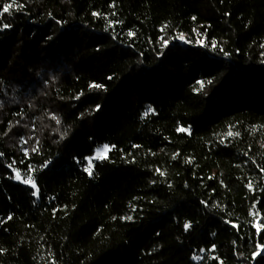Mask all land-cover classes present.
Returning a JSON list of instances; mask_svg holds the SVG:
<instances>
[{
    "label": "trees",
    "instance_id": "1",
    "mask_svg": "<svg viewBox=\"0 0 264 264\" xmlns=\"http://www.w3.org/2000/svg\"><path fill=\"white\" fill-rule=\"evenodd\" d=\"M10 3L0 264H264V0Z\"/></svg>",
    "mask_w": 264,
    "mask_h": 264
},
{
    "label": "snow or ice",
    "instance_id": "2",
    "mask_svg": "<svg viewBox=\"0 0 264 264\" xmlns=\"http://www.w3.org/2000/svg\"><path fill=\"white\" fill-rule=\"evenodd\" d=\"M13 7H19V5H16V0H12V3H10V4H5L3 9H2V13H9L10 14L11 10L13 9ZM93 15L95 16V15H98V14L97 13H93ZM193 19H195V18H193ZM3 27L4 28H9L10 25L5 24V25H3ZM131 35H133V33L130 32L129 36H131ZM179 38L180 39H184V37L182 35ZM200 43L203 45L204 41L201 40ZM164 44L166 45L167 41H164ZM212 47L213 48L217 47V44H216L215 41L212 42ZM225 55H227V53H225ZM109 79H111V77ZM90 87H92V88H100L102 86L93 84V85H90ZM99 108H100V106L97 105L96 106V110H99ZM149 111H152V109L150 108ZM146 115H147V113H146ZM52 118L56 119L57 124L60 123L59 119L56 118L55 116H53ZM178 130L179 131H189L188 129H183V128L178 129ZM229 135H232V133L230 132ZM33 151H35V149H33ZM110 151H111V148L108 145H105V146H103V148L97 149V152H96L94 157H91V158L88 159V166H87V168H85V171L88 173L89 176L93 175V160H105V159H107L108 158V153ZM157 171H159V170H157ZM262 171H264V169H262ZM160 175H164V173L160 172ZM15 178L17 180H21V175H20L19 172H16ZM21 182L24 183V184L30 185L34 189V191L32 192L33 196H37L38 195V191L39 190L37 188L36 181L33 179V177L31 175H29L27 177V179L21 180ZM248 188L251 190V188H252L251 182H249ZM11 218H12L11 216L8 217V219H11ZM124 219L131 220L132 217L129 216V217H125ZM184 227H185V230H188L191 227V225L188 224V223H185ZM233 227H236V225H233ZM254 227L256 228L257 233L259 234L261 232V230L264 229V224L256 223V224H254ZM262 252H264V245H258L257 246V250L253 253V258L255 259L257 256L261 255Z\"/></svg>",
    "mask_w": 264,
    "mask_h": 264
},
{
    "label": "rangeland",
    "instance_id": "3",
    "mask_svg": "<svg viewBox=\"0 0 264 264\" xmlns=\"http://www.w3.org/2000/svg\"><path fill=\"white\" fill-rule=\"evenodd\" d=\"M183 40H184V39H183ZM100 148H103V146H102V147H100ZM100 148H98V149H100ZM96 152H97V150L95 151V153H94V155H93L92 157H94V156H95ZM256 223H259V221H257V220H256Z\"/></svg>",
    "mask_w": 264,
    "mask_h": 264
},
{
    "label": "built area",
    "instance_id": "4",
    "mask_svg": "<svg viewBox=\"0 0 264 264\" xmlns=\"http://www.w3.org/2000/svg\"><path fill=\"white\" fill-rule=\"evenodd\" d=\"M179 40H180V41H182V42H184V41H185V40H183V39H180V38H179Z\"/></svg>",
    "mask_w": 264,
    "mask_h": 264
}]
</instances>
